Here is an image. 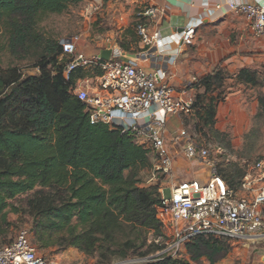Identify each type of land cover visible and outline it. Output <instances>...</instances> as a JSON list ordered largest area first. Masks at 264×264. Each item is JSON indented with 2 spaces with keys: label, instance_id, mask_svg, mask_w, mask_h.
I'll list each match as a JSON object with an SVG mask.
<instances>
[{
  "label": "trees",
  "instance_id": "obj_1",
  "mask_svg": "<svg viewBox=\"0 0 264 264\" xmlns=\"http://www.w3.org/2000/svg\"><path fill=\"white\" fill-rule=\"evenodd\" d=\"M85 1L0 0V248L10 244L7 214L22 211L32 221V244L40 254L76 249L97 264H112L162 250L161 199L159 184L143 186L139 179L153 167L150 150L121 128L91 125L72 93L77 83L99 77L100 70L77 68L66 81L69 58L60 41L41 32L48 17ZM136 14L117 42L126 53L138 50L136 27L144 19ZM23 65L37 73L24 75ZM258 76L249 69L231 75L216 68L194 82L192 111L202 127L213 131L228 80L263 89ZM257 103L263 114L264 96ZM246 174L236 164L218 170L233 190ZM22 196L20 211L10 203ZM184 250L187 259L165 257L145 264H216L230 247L225 240L197 237Z\"/></svg>",
  "mask_w": 264,
  "mask_h": 264
},
{
  "label": "built area",
  "instance_id": "obj_2",
  "mask_svg": "<svg viewBox=\"0 0 264 264\" xmlns=\"http://www.w3.org/2000/svg\"><path fill=\"white\" fill-rule=\"evenodd\" d=\"M84 11L89 20L98 8L96 0H89ZM229 9L247 21L254 38L264 37V0L232 2ZM162 12L156 8L141 9L136 16L144 19L136 27L142 46L140 52L125 61L117 47L110 50L109 61H103L99 53L87 58L78 53L80 36L62 39L59 44L63 55L69 58L64 69L67 81L77 68H94L101 75L82 81L85 88L77 85L72 90L85 106L91 125L105 124L129 132L133 141L148 148L155 164L144 184H159L161 178L170 176L172 160L166 152L165 128L169 117L187 116L192 112L193 98L187 90L176 91L167 83V70L159 58L163 48L175 44L178 48L192 44L198 25H189L179 33L162 38L152 23ZM167 41V43L165 42ZM196 81V80H195ZM171 143L180 147L183 156L208 170L205 181L191 180L170 185L169 197L159 186L161 205L157 211L164 239L162 250L145 258H130L112 264H145L165 257L179 259L186 244L197 237H211L228 242H258L264 240V162H258V174L246 175L238 188L233 190L218 175L219 167L211 158L207 147L200 145L184 129ZM158 242V241H156ZM0 264H56L41 255L32 244L31 233L20 231L12 243L0 248Z\"/></svg>",
  "mask_w": 264,
  "mask_h": 264
},
{
  "label": "rangeland",
  "instance_id": "obj_3",
  "mask_svg": "<svg viewBox=\"0 0 264 264\" xmlns=\"http://www.w3.org/2000/svg\"><path fill=\"white\" fill-rule=\"evenodd\" d=\"M90 3H84L70 8L66 13L59 16H50L41 24V32L50 35L54 39L61 41L72 36H80L77 43L78 53L87 56L93 54L99 48L115 44L122 41L123 31L133 22L134 15L139 11L135 0H96L93 6L98 10L92 14L89 20H85L84 11ZM235 36V37H234ZM230 42L242 43L244 41L240 35L234 34ZM238 36V37H237ZM195 37L192 45L186 48V54H194ZM250 37V36H249ZM252 37V35H251ZM129 38H127L128 40ZM256 44L253 52L255 55L264 56V37L254 38ZM136 52H139L137 50ZM8 60L5 59L3 65L6 66ZM24 75L37 73L30 66H21ZM234 71H229V74ZM261 87L264 86V70L258 71ZM235 83L226 82L224 96L229 98L218 109L217 119L213 131L202 127L196 118L194 111L187 116H177L181 127L200 144L207 147L211 158L217 163L221 170L227 169L231 164L245 168L247 174L255 176L254 170L258 162H264V113L258 112V99L264 96V88L249 89L233 86ZM80 88H85L83 82L77 83ZM186 86V85H185ZM241 92L238 96H231L230 93ZM186 90V88H185ZM188 90V89H187ZM194 97L193 95H190ZM239 98V99H238ZM260 118H256L257 115ZM214 133H217L214 134ZM165 197H169L168 189H163ZM26 197H19L12 201L10 205L18 210L24 208ZM10 209V208H9ZM7 220L10 223L7 243H12L20 231L31 229V219L22 213H8ZM230 247L226 257L216 264H264V240L258 242H228ZM49 260L56 264H97L96 259L86 257L76 249L59 251L50 249L41 252ZM180 258H186L184 253ZM200 264H208L202 260Z\"/></svg>",
  "mask_w": 264,
  "mask_h": 264
},
{
  "label": "crops",
  "instance_id": "obj_4",
  "mask_svg": "<svg viewBox=\"0 0 264 264\" xmlns=\"http://www.w3.org/2000/svg\"><path fill=\"white\" fill-rule=\"evenodd\" d=\"M240 1L253 2V0H135L139 10L152 7L162 11L152 23V28L159 30L162 38L179 33L180 29H185L189 25H198L195 46L192 47L195 52L194 54L187 55L185 51L192 44L180 48L175 44H168L166 48H163V54L158 57L167 70L166 83L170 87L176 91H182L186 88V90L188 89L186 91L187 95L192 97L190 95L194 94L195 96L197 92L191 88V85L200 78L211 75L216 68H223L228 73L229 71H234L232 74L230 73L231 75L236 74L242 69H249L255 72H258L262 68L264 70V56H257L253 53L255 52L254 47L256 44L253 37H251L245 17L229 9L230 3ZM235 33L240 35V39L241 37L243 38L241 40L244 41V44L241 42L232 44L230 42L231 37ZM111 47L120 49L117 43H111L106 46V49ZM102 48H99L89 56L84 53L81 54L90 58L99 53ZM141 48L142 46L139 42V52ZM121 52L122 61L132 58L139 53L133 52V50L128 53L122 50ZM237 87L241 88L244 86L238 85ZM240 92L238 89L229 95L232 98L235 95L238 96L237 94ZM192 98L194 99V97ZM227 100L229 98L226 96L224 102ZM224 102L218 105L217 114L218 109L221 108ZM182 129L178 119L169 117L166 120V152L172 160V172L170 176L163 177L158 182L159 186L163 189L169 190L170 185L183 181H205L208 177V170L205 167L195 161L186 159L180 147L171 143V138L175 137ZM150 157L154 165L155 160L151 151ZM149 172L145 171L140 174L139 179L143 186H146L144 182L148 178ZM256 173L258 174V171ZM258 187L264 188V181L258 184Z\"/></svg>",
  "mask_w": 264,
  "mask_h": 264
},
{
  "label": "water",
  "instance_id": "obj_5",
  "mask_svg": "<svg viewBox=\"0 0 264 264\" xmlns=\"http://www.w3.org/2000/svg\"><path fill=\"white\" fill-rule=\"evenodd\" d=\"M183 29H180L179 31H182ZM111 56V51L110 50H103L99 53V57L103 61H109Z\"/></svg>",
  "mask_w": 264,
  "mask_h": 264
}]
</instances>
